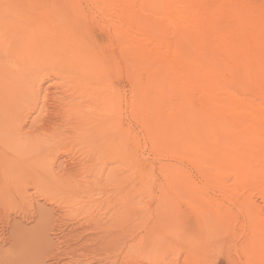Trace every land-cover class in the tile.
I'll return each instance as SVG.
<instances>
[{
    "label": "bare ground",
    "instance_id": "bare-ground-1",
    "mask_svg": "<svg viewBox=\"0 0 264 264\" xmlns=\"http://www.w3.org/2000/svg\"><path fill=\"white\" fill-rule=\"evenodd\" d=\"M5 50L0 136H29L15 105L47 77L91 96L63 112L80 136H114L108 155L131 166L123 103L179 161L163 170L264 171V0H0Z\"/></svg>",
    "mask_w": 264,
    "mask_h": 264
},
{
    "label": "rangeland",
    "instance_id": "rangeland-1",
    "mask_svg": "<svg viewBox=\"0 0 264 264\" xmlns=\"http://www.w3.org/2000/svg\"><path fill=\"white\" fill-rule=\"evenodd\" d=\"M34 85L37 102L15 105L29 136H0V264H264V171L163 170L179 161L123 103L131 166L108 155L114 136H80L63 112L91 96L47 77Z\"/></svg>",
    "mask_w": 264,
    "mask_h": 264
}]
</instances>
